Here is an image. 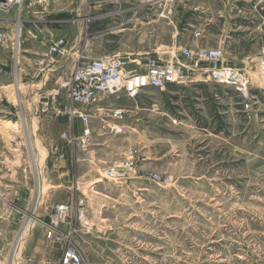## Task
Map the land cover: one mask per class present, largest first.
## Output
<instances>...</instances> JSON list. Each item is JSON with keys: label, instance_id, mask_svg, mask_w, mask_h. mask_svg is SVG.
Returning a JSON list of instances; mask_svg holds the SVG:
<instances>
[{"label": "rangeland", "instance_id": "rangeland-1", "mask_svg": "<svg viewBox=\"0 0 264 264\" xmlns=\"http://www.w3.org/2000/svg\"><path fill=\"white\" fill-rule=\"evenodd\" d=\"M36 1H24L23 10L26 9V12H23L20 23L23 26L33 21L40 24V31H44V39L40 35V55L52 38L68 32L76 33L79 38L76 47L68 42L62 55L50 63L52 72L44 83L40 82V88L44 84L43 90L55 88L60 81L71 80L75 71L89 59L110 58L124 53H148L162 44L170 45L175 32L179 33L180 38L184 36L181 43L193 42L191 46L194 49H189L191 51L220 48L227 61L245 71L251 94L256 97L253 106L256 116L252 120L254 163L249 171V182L253 184V196L264 200V96L258 89V57L264 52V0ZM27 10H40V17L28 15L26 19L25 15L31 14ZM203 13L207 17L199 18V14ZM200 22L210 26V31L212 26H216V32L204 37ZM11 25L15 28L17 20L11 21ZM183 30L189 31L181 33ZM217 33H221L222 37L220 46L213 39ZM16 38V34H13L12 40L8 41L10 46L0 49V65L10 61L9 67L19 66L20 49ZM74 51L77 57L72 56ZM25 68L37 70L36 63L29 69ZM196 69H204V66L198 65ZM56 99L49 112L40 114V161L33 158L45 172L43 203L47 197L51 205L61 202L71 207L68 221L74 231L72 239L81 258L80 264H215L219 258L227 259L224 264H245L243 253L248 247V240L219 239L209 233L192 239L188 238L187 230L182 226L180 216L183 202L212 195L210 190L201 189L198 195L194 188L190 186L187 190L186 187L187 182L195 181L196 174L187 178L184 173L188 171V166L193 165L196 169L197 155L203 151H196L197 144L191 142L193 151L189 154L190 163L186 158L182 160V139L189 133L197 135L195 132H190L186 127L162 126L157 128V132L144 128L139 139H124L126 151L138 150L142 162L125 180L110 181L104 179L102 174H88L76 162L83 156L75 142V138L82 135H76V120L80 119L58 116V113L65 107L74 110L77 106L65 91ZM111 101L118 104L116 100ZM62 135L69 144L65 143ZM27 151L25 162L33 164L30 144ZM32 151L35 156L36 151ZM60 155L64 156L62 161L58 159ZM58 161L70 167L68 175L58 178V173L64 171L53 170L58 167ZM204 163L201 164L202 173L207 168ZM238 173V177H242L245 170ZM149 174L158 175L162 183L150 181ZM206 177L208 180L205 182L212 181L211 170ZM52 183L61 186L52 190ZM69 187L72 189H66ZM239 195L245 196L244 192H239ZM78 199L84 200L83 211L86 214L81 218L75 205ZM87 224L92 225L93 231L87 232ZM67 229L64 226V230ZM42 233L46 239L47 231L44 228ZM229 244L231 251L242 253L241 259L228 253L220 254L223 252L219 249L225 248L227 251ZM53 248L57 253L51 254L46 261L48 264H59L65 247L54 245ZM133 248H141V251L132 253ZM187 249L190 254H184ZM197 249L201 254H197ZM237 254L234 255L238 257Z\"/></svg>", "mask_w": 264, "mask_h": 264}, {"label": "crops", "instance_id": "crops-1", "mask_svg": "<svg viewBox=\"0 0 264 264\" xmlns=\"http://www.w3.org/2000/svg\"><path fill=\"white\" fill-rule=\"evenodd\" d=\"M24 11L26 12V9ZM27 13L31 14L25 15L26 19L28 15L40 17V10L32 12L27 10ZM206 17L204 13L199 14V18ZM1 25L7 33L6 43L1 49H7L15 28L7 23ZM200 27L204 37L210 33L214 34L217 29L216 26H212L210 31V26L208 27L206 23L203 25L202 22ZM30 30L32 23L24 26L22 24V34L18 40L19 66L9 67L10 61L6 65H0V143H3L0 149V202L3 203L0 214V264H5L21 217L30 209L32 202L33 164L25 162L29 144L33 147L31 150L36 151L35 156L40 161V115L37 117L34 114L40 103L38 95L40 80L35 71L25 68L26 66L29 69L36 63L40 55V42L27 34ZM188 31L183 30L181 33ZM217 34L213 39L219 44L222 37L221 33ZM59 37H64L70 45L75 47L78 45L79 38L76 33L68 32ZM183 37L180 38L179 33L175 32L172 34L170 45L162 44L148 53H124L116 56L125 60L124 69L129 72L143 71L148 60L159 63L171 61L174 55L178 61L185 62L179 50L194 47L191 46L193 42L181 43ZM228 38L230 41L231 37ZM72 56L77 57V52L74 51ZM224 61L235 67L225 56ZM2 67H9L11 71H4ZM206 68L204 66V69L188 72L183 85L173 84L163 90L148 88L135 98H129L121 93L100 102L90 112L89 126L94 146L89 152L83 153L76 162L83 166V170H87L88 174H102L105 166L118 162L125 154L124 139L129 141L130 138L133 141L134 137L139 139L144 128H152L154 132L162 126L188 128L197 135L188 132L189 134L182 139V160L186 158L190 163L188 158L193 151L191 142L197 144L196 151L203 152L197 155L196 169L193 165L188 166V171L184 173L187 178L196 174L195 181L187 182V190L191 186L198 195L201 189L212 191L211 197H198L183 202L180 218L184 230L185 228L187 230L188 238H198L200 235H208L207 233L219 239L244 238L248 240V247L246 246L247 249L243 253L244 263L264 264V200L262 197L253 196V184L249 182L251 180L249 171L252 170L254 163L252 120L256 114L251 121L245 120L241 111V98L232 88L210 81V72ZM110 98L118 101V104L109 100ZM114 110L123 112L122 120L114 121L110 118ZM82 125L80 120H76L78 136L82 134L84 127ZM102 125L119 126L122 132L115 135L107 134L100 129ZM204 162L207 168L203 169L206 171L202 173L201 164H205ZM58 163V167L53 170H64L57 172L58 178L68 175L70 167H66L61 161ZM210 170L212 181L205 182L208 180L206 176ZM239 170H245L242 177H238ZM50 185L52 190L61 186L56 183ZM239 192H244L245 196L240 197ZM56 203L61 202L52 204ZM50 205L46 197L39 215L45 216L44 208ZM42 229L35 226L24 240L21 264H48L46 258L54 252L57 253V250L44 239ZM133 249L132 253L141 251V248ZM219 250L223 252L220 254L228 253L236 259H241L242 253L231 251V244L227 251L225 248ZM189 251L187 249L184 254H190ZM236 253L238 257L234 255ZM197 254H201L199 249ZM216 260L215 264H224L227 259Z\"/></svg>", "mask_w": 264, "mask_h": 264}, {"label": "built area", "instance_id": "built-area-1", "mask_svg": "<svg viewBox=\"0 0 264 264\" xmlns=\"http://www.w3.org/2000/svg\"><path fill=\"white\" fill-rule=\"evenodd\" d=\"M25 0H0V49L3 48L7 40L6 30L1 24H11V21L17 20L15 27L16 44L22 33L23 4ZM37 0L36 2H38ZM27 34L40 42V35L44 39V31H40V24L32 23V30ZM67 41L64 37L52 38L49 40L45 51L38 56L36 60L37 70L35 75L38 80L44 83L49 73L52 72L50 63L60 57L65 49ZM180 56L185 60L181 62L174 55L173 60L168 62H159L148 60L145 69L141 72L126 71L125 62L121 61L119 56L110 58L90 59L83 64L73 74L71 80L57 83L55 88L43 90L44 84L39 86V106L34 110L35 116L49 112L54 105L56 98H60L63 92H67L71 102L77 106L74 110L65 107L59 115L67 117H77L83 124L82 135L75 138L78 148L83 152H89L94 146V139L90 130V112L103 100L110 96L125 94L129 98H135L142 91L151 88L163 90L169 85H183L187 80V73L196 70L198 65H203L210 72V81L232 88L242 100V113L244 119L251 121L256 111L254 104L256 97L251 94L249 79L245 71L227 64L224 61V53L218 48L216 50H199L191 51L189 49H180ZM258 77L259 93L264 96V52L258 57ZM212 66V67H210ZM210 67V68H208ZM39 82V83H40ZM114 121H120L123 118L121 110H114L110 114ZM100 129L107 134L115 135L122 132V128L116 125L112 127L102 125ZM65 143L69 144L66 137L62 135ZM264 152V146H263ZM31 150V147H30ZM33 157V151L31 150ZM31 155V156H32ZM33 157H31L33 161ZM63 160L64 156H58ZM142 162L140 153L136 149H128L120 161L115 164L105 166L102 169V177L110 181H122L129 177L131 173ZM44 168L33 161V185H32V202L30 209L21 218L19 228L10 245L9 255L5 264H21L23 242L31 233L35 226H40L47 231L46 241L52 246H61L62 256L58 260L59 264H80L81 258L74 247V231L68 221L71 207L66 203H56L44 208L45 216L39 215L40 207L43 206V185H44ZM148 179L154 183H162L160 177L155 174H149ZM5 205V204H4ZM76 207L79 211V217L85 216L83 211L84 200L78 199ZM3 203L0 202V214ZM48 217L49 222L45 223L44 219ZM64 226L68 229L64 230ZM87 232L93 231L92 225L87 224Z\"/></svg>", "mask_w": 264, "mask_h": 264}, {"label": "water", "instance_id": "water-1", "mask_svg": "<svg viewBox=\"0 0 264 264\" xmlns=\"http://www.w3.org/2000/svg\"><path fill=\"white\" fill-rule=\"evenodd\" d=\"M121 61L124 62L125 60H124V59H121ZM157 65H161V63H158ZM210 67H212V66H210ZM2 69H3L4 71H7V72H10V71H11V69H10L9 67H2ZM44 222H45V223H48V222H49V218L46 217V218L44 219Z\"/></svg>", "mask_w": 264, "mask_h": 264}, {"label": "bare ground", "instance_id": "bare-ground-1", "mask_svg": "<svg viewBox=\"0 0 264 264\" xmlns=\"http://www.w3.org/2000/svg\"><path fill=\"white\" fill-rule=\"evenodd\" d=\"M248 59L250 60V58H248ZM248 59H247V60H248ZM251 59H252V58H251ZM32 157H33V156H32ZM37 159H39V158H37ZM33 161L36 162L37 164H39V162L36 161V160H34V158H33ZM39 165H40V164H39ZM43 186H44V185H43ZM43 191H44V187H43ZM44 194H45V193H44Z\"/></svg>", "mask_w": 264, "mask_h": 264}]
</instances>
